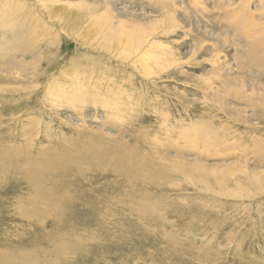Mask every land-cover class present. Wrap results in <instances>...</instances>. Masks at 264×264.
<instances>
[{
	"label": "rangeland",
	"instance_id": "1",
	"mask_svg": "<svg viewBox=\"0 0 264 264\" xmlns=\"http://www.w3.org/2000/svg\"><path fill=\"white\" fill-rule=\"evenodd\" d=\"M8 1H14L13 9L18 12L16 19L20 23L14 28H8L6 33L0 32V143L2 145L6 142L5 140L10 142L12 134L20 132L19 129L22 127L20 121L29 117V114L39 112L53 129L49 134L53 133L56 139L42 137L46 147H52V144L49 145L52 141L59 143L68 129H75L74 127L81 124L80 120L71 113L72 111L66 109L60 112L61 117L59 113L54 116L44 96L48 82L61 81V76L64 77L61 68L64 65H70L71 59H78L82 63L79 66L98 63L96 70L102 68L108 73L105 75L100 70L94 78V83L102 77L105 78L102 80L105 83L103 92L107 91L109 84L112 85L111 89L122 88L121 80L124 81L125 92H132V99L133 102L136 101L137 107L132 113L135 120H126L123 125H135V123L141 125V129L132 126V130L140 134L137 136L138 139L155 138L157 126H159L157 132L160 131V119H156L155 113L156 106L159 105L158 110L169 117L170 126H175L176 129L180 126L200 124L211 131L217 129L225 136L234 135L239 140L240 146L238 145L236 153L230 156L228 161L220 159L221 165H234L232 158L240 156V159L238 157L236 158L238 160L235 159L238 163L236 166H245L248 161L250 170L263 169L253 162L255 158L252 154L245 153L253 146L264 149V111L255 108L252 105L253 101L245 100L244 96L254 91V94L258 96L256 104L260 103L264 97V67L256 65L254 58L256 52L259 59H264V44L263 46L258 44L260 47L250 52L252 48L250 46L248 49L249 37L243 36L242 33L245 29L242 21L244 16L253 13L257 22H264V1L0 0V10L8 7ZM247 6L249 10H246ZM105 9L109 22L100 14ZM142 26L149 28L152 33L148 40L160 41L161 53L164 52L163 57L167 59V67L164 70L160 69L159 74L153 75L155 78L143 75L140 71L142 64L138 60L140 56L138 52L135 54L131 51L132 54H130L127 51L123 54V51L115 45L104 42V37L105 39L117 37L115 32H123L120 36L122 39L129 35L134 36V30ZM111 30L114 31L111 32ZM238 32L241 33L238 34ZM14 34L28 38L31 42V50L23 54L17 48H9L2 60L1 50L5 40ZM170 51H172L171 54ZM23 64H26L24 68ZM87 67L89 66H84L83 69ZM35 69L36 72L42 73L38 82L30 78ZM89 74L87 77L90 76ZM113 75L119 81L118 86L109 79ZM96 84L102 87L101 84ZM242 88L248 91L245 95H237L236 90ZM94 89L96 90L95 87ZM121 92L120 90V94ZM122 99L126 104L132 103L126 95ZM41 100L44 104L40 102ZM28 101L29 103L32 101L33 104L27 105ZM18 104H22L20 114L18 113L20 117L13 120L10 107ZM89 108L91 109L89 106L85 110L87 127L92 132L101 133L100 129L104 123L102 120L106 118L103 110L100 109L98 112V118L102 117L99 120L94 117L95 112ZM2 112L6 114L3 115ZM29 120L24 122L29 123ZM65 120L70 124L64 123ZM109 125L105 128L115 130ZM42 126H39V131H43ZM11 127L14 129L12 132ZM138 139H131L129 134L125 138L129 143H135ZM140 145L142 150L146 151L149 148L146 142ZM180 151L184 154L189 153L185 148H181ZM169 154L173 158L177 156L174 149H171ZM195 156L196 153H193L186 158L193 161ZM207 160L208 166L216 162L213 158ZM232 169L228 171L220 169L216 172L217 179L221 181L220 184L224 183L223 179L227 177L228 180L224 185L215 183V176L211 178L213 186L231 195L229 198L217 197L213 192L208 195L209 193L203 190L202 186L195 189L184 180L180 183L174 181L173 184L159 185L157 190L159 189L158 193L161 196L158 197L157 215L161 216L160 224L165 227L161 230L159 238H152L146 233L140 236L127 235V238L122 237L120 240L108 243L107 246L98 244L96 247L95 245L96 251L88 252L85 256L65 254L60 258L59 264H189L192 261L195 264H204L196 257L207 256V254L215 264H264V200L258 198L256 186L253 183L248 184L245 170ZM236 171L238 172L236 176L231 175ZM235 179L239 181L235 182ZM21 188L15 192L21 193L27 190L26 185ZM248 192L255 196L254 201L247 199ZM245 195L246 197L243 198ZM166 201L170 202L168 207ZM175 205L185 211L187 208L190 209L192 214H196L195 217H187L184 224L181 223L179 227L180 224L173 221L175 216L178 218L176 211L179 208L174 209ZM12 213L13 210L9 209L0 219V232H5L7 235L16 227L17 216H14L13 221L9 220ZM106 219L120 228L122 226L119 224L129 222V218L117 220L109 216ZM43 221L45 230L52 229L50 219ZM71 225L69 223L67 227ZM153 230L158 231L159 227H154ZM169 234L183 239L179 242L181 246L177 247V250L188 246L186 254L182 253L185 250L172 252L167 249L170 243L164 237ZM41 245L47 247L44 241H41ZM156 252L163 255L154 257Z\"/></svg>",
	"mask_w": 264,
	"mask_h": 264
},
{
	"label": "bare ground",
	"instance_id": "2",
	"mask_svg": "<svg viewBox=\"0 0 264 264\" xmlns=\"http://www.w3.org/2000/svg\"><path fill=\"white\" fill-rule=\"evenodd\" d=\"M13 5L14 1H8V10L7 8H5L6 10H0V32H5L11 27L14 28L20 23L16 19L18 12L13 9ZM248 8L247 6L246 10H249ZM100 14L109 22L106 9L101 11ZM252 14L244 16L242 21L245 28L242 33L243 36L249 37L248 49L250 46L252 48V51L249 50L250 52L256 51V48L260 47L258 44L262 46L264 44V29L262 30L264 22H257ZM239 30L241 31V29ZM113 31L111 30V32ZM115 33H117V37L112 36L108 39L104 37V42L108 45H115L116 48L123 51V54L127 51L130 54H132L131 51L135 54L138 52L140 54L138 60L142 64L140 71L143 75L154 77L153 75L159 74L160 69L164 70L167 67V59L165 60L163 57L164 52L161 53L162 44L159 43L160 41L156 39L148 40V37L152 34L149 28L142 26L135 29L134 36L129 35L125 39L120 37L123 32ZM240 33L238 32V34ZM30 44L29 39L23 38L22 35L14 34L10 36L5 40L1 50L3 52L1 59L3 60L9 48H17L23 54H27L31 50ZM254 58L256 65L263 68L264 59H259L256 52ZM70 61V65L67 64L61 68V73L64 74V77L61 76V81L48 82L44 90V96L54 116L58 113L60 115V112L66 109L72 111L71 113L80 120L81 124L74 127L75 129H68L67 134L59 140V143L52 141L49 143V145L52 144V147H46L43 144L42 137L56 139L53 133L49 134L53 129L49 127V122L39 112L31 115L29 113L32 112L29 111V117L24 119L27 121L30 119V122H24L23 119L20 121L22 123L21 129H19L20 132H18L20 135L14 133L10 136V142L5 140L6 142L3 145L0 143V219L2 214L9 211V209L13 210L9 220L13 221L14 216H17L15 220L17 221L15 223L16 227L10 231L11 235L0 232V264H59L60 258L65 254L85 256L88 252L94 253L98 244L107 246L108 243L120 240L122 237L127 238V235L140 236V234L146 233L152 238H159L161 230L165 227L160 224L161 216L157 215L158 197L161 196L157 187L166 183L173 184L174 181L180 183L184 180L189 182L195 189L202 186L201 188L206 190L209 193L208 195L213 192L217 197L229 198L231 195L229 196L226 192L217 190L211 183L212 176H215L214 182L219 185H224L228 180L225 177L223 179L224 183L220 184L221 181L216 177L218 174L216 172L220 169L225 171L232 168L245 170L248 184L253 183L258 190V198L264 200V149L253 146L248 148L247 153H245L254 156L253 162L259 168H263L261 170L255 168L250 170L248 161L245 164L246 167L244 165L236 166L238 163L235 159L237 157L240 159V156L232 158L234 165H221L219 160L228 161V158L236 153L238 145L240 146L239 140L234 135L225 136L219 133L217 129L211 131V129H207L200 124L198 126H180L176 129L175 126H170L169 117L164 115L163 111L158 110V107L160 108L157 105L158 103H156V110L159 112L155 110L156 119H160V131L164 132H157L159 130V126H157L155 138L138 139L137 136L140 134L133 131L132 126L140 128L141 125L137 123L135 125H123L126 120H135L132 113L137 107L136 101L133 102L132 92H125L124 81L119 79L122 87L119 88L122 91L121 94L118 87L111 89V84H109L107 91L103 92L104 89L102 88L105 83L102 80L105 78L102 77L100 80L95 81L101 84L102 87L94 83L97 72L102 70L101 73L105 75L107 73L102 68L96 70L98 63L89 65L87 62V65L79 66L82 63L78 59H71ZM23 65L24 68L26 64ZM84 66L89 67L83 69ZM84 73L91 74L87 77L88 75H84ZM113 76L109 79L118 86L119 81ZM40 77H42V73L36 72V69L30 76L33 81L36 80L37 82ZM236 91H238L237 95L241 96L245 95L248 90L242 88ZM125 95L132 103L127 102L126 104L123 101L122 98ZM246 95L244 96L245 100H252V105L255 108L264 111V97L260 103L256 104L258 96L254 94V91H250ZM31 102L28 101L27 105L30 104L31 106L33 104ZM36 103L38 104V102ZM42 103L44 104V102ZM143 103L145 102L143 101ZM20 105L22 104L10 107L13 120L20 117ZM89 106L95 112V115H93L96 119H99V110H103L106 118L102 120L104 123L102 129H100L101 133H98V131L92 132L87 127L85 110ZM25 110L27 111V109ZM94 112L91 111V113ZM2 114L6 113L2 112ZM8 116L10 118L9 114ZM63 122L70 124L66 120ZM40 125H43V131H39ZM108 125L115 128V130L106 129L105 127ZM12 131H14L13 127H11ZM111 131H114V133H110ZM128 134L131 139L138 140L135 143H129L125 140ZM142 142L148 144V150H142L140 145ZM181 148H185L186 152L189 153L184 154L180 151ZM171 149L177 152L175 158L169 156ZM193 153H196V158L193 161L186 158L193 155ZM211 158L215 159L216 162L208 166L206 160ZM237 173L236 171L231 175L236 176ZM237 181L239 179H235V182ZM21 185H26L27 190L21 193L15 192L22 189ZM245 197L246 195L243 196V198ZM247 197L251 201L255 200V196H252L250 192L247 193ZM166 204L168 207L170 202L166 201ZM177 207L179 208L176 211L178 212V218L175 216L173 221L180 224L179 227H181V223L184 224L187 217L194 218L196 215L195 213L192 214L188 208L185 211L180 206L175 205L174 209ZM109 216L117 220L129 218V222L119 224L122 226L120 228L106 219ZM165 217L163 218L165 219ZM44 219L52 221V229H49V231L43 228ZM208 220L211 219L208 218ZM69 223L72 225L67 227ZM154 227H159V230H153ZM178 237L180 238V236ZM178 237L175 238L170 234L165 235L164 238L170 243V247L167 249L172 252L185 250L182 253L186 254L188 246H183V248L177 250V247L181 246L179 242L183 241ZM41 241L46 242L47 247H43ZM161 255L163 254L159 255V252H156L154 257ZM196 259L203 261L204 264H215L212 258H209V254L207 256L198 255ZM189 264L195 263L192 261Z\"/></svg>",
	"mask_w": 264,
	"mask_h": 264
}]
</instances>
